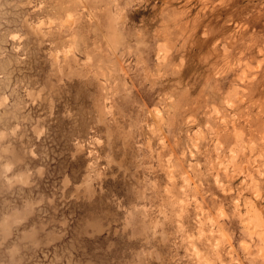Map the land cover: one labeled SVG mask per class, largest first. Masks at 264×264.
<instances>
[{
  "label": "rangeland",
  "instance_id": "374dc122",
  "mask_svg": "<svg viewBox=\"0 0 264 264\" xmlns=\"http://www.w3.org/2000/svg\"><path fill=\"white\" fill-rule=\"evenodd\" d=\"M0 264H264V0H0Z\"/></svg>",
  "mask_w": 264,
  "mask_h": 264
}]
</instances>
